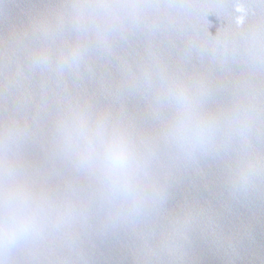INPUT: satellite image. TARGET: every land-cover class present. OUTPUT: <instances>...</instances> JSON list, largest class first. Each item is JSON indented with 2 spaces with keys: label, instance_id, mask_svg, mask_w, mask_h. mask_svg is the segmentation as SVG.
<instances>
[{
  "label": "water",
  "instance_id": "1",
  "mask_svg": "<svg viewBox=\"0 0 264 264\" xmlns=\"http://www.w3.org/2000/svg\"><path fill=\"white\" fill-rule=\"evenodd\" d=\"M0 264H264V0H0Z\"/></svg>",
  "mask_w": 264,
  "mask_h": 264
},
{
  "label": "clouds",
  "instance_id": "2",
  "mask_svg": "<svg viewBox=\"0 0 264 264\" xmlns=\"http://www.w3.org/2000/svg\"><path fill=\"white\" fill-rule=\"evenodd\" d=\"M122 157V153L119 151H116L113 153V159L116 163H119Z\"/></svg>",
  "mask_w": 264,
  "mask_h": 264
}]
</instances>
